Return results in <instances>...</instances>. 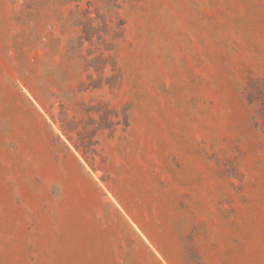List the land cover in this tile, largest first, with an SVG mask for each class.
<instances>
[{
	"label": "rangeland",
	"instance_id": "1",
	"mask_svg": "<svg viewBox=\"0 0 264 264\" xmlns=\"http://www.w3.org/2000/svg\"><path fill=\"white\" fill-rule=\"evenodd\" d=\"M77 9L123 25L98 89L64 56ZM250 80L264 0H0V264H264Z\"/></svg>",
	"mask_w": 264,
	"mask_h": 264
},
{
	"label": "trees",
	"instance_id": "2",
	"mask_svg": "<svg viewBox=\"0 0 264 264\" xmlns=\"http://www.w3.org/2000/svg\"><path fill=\"white\" fill-rule=\"evenodd\" d=\"M65 23L75 31V38H70L67 43V50L64 56L67 60L72 61V58L76 60H82L85 63V69H91L93 73H95L97 79L92 80L91 76L88 77V83L85 89H98L102 84H107L106 82H102L104 80L103 72L105 71L106 66L110 63L112 64V58L110 57L109 52H111L116 47V41L122 39L123 36V25L120 22L112 26H108L105 22L97 23L96 19L89 18L88 10H80L77 9L74 12H71L69 16L65 19ZM84 44H88L90 47H94L98 56H93L89 51L84 50ZM83 53V54H82ZM81 54V56H80ZM70 61L68 65H70ZM113 65V64H112ZM109 79V78H108ZM253 91H255V96L249 97L248 102L250 105H254L257 102L264 103L263 97L264 94L261 95L264 91H262V87L264 86L262 81L259 80H250L248 84ZM84 83H79V88L83 87ZM250 93V92H249ZM251 95V93H250ZM259 99L257 100L256 98ZM60 99V111L61 117H64V120L59 121V129L62 136L73 145V148L76 152L80 153L84 158L86 152H83L84 149L88 150L84 146L77 145L71 138L70 134L75 130V126L72 127L71 121L67 120V115L63 112L64 102L68 103L66 99L61 97ZM92 110V107H86V111ZM94 113L98 114V120L96 121V132L108 130L109 127L113 124L116 125L112 121L111 111L101 112V110H92ZM124 127H126V122H123ZM91 142V141H90ZM92 154L93 151L91 152Z\"/></svg>",
	"mask_w": 264,
	"mask_h": 264
}]
</instances>
